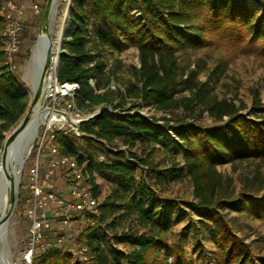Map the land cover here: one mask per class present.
<instances>
[{"label": "trees", "instance_id": "trees-1", "mask_svg": "<svg viewBox=\"0 0 264 264\" xmlns=\"http://www.w3.org/2000/svg\"><path fill=\"white\" fill-rule=\"evenodd\" d=\"M73 1L56 68L58 82L78 83L74 100L84 108L95 105L117 108L119 104L112 102L113 98L107 89H103L104 85L96 82L92 86L89 83V78L100 74V66L91 64L94 57L86 48L84 27L90 19L99 21L108 30L100 28L96 34L108 48H119L114 37L135 47L139 58L137 76L140 86L126 94L120 93L119 97L137 96L142 102L169 114L162 119L166 126L175 127L181 139L183 166L193 187L195 201H187L186 204L200 216L201 226L208 229L207 235L216 241V262L256 264L254 259L257 258L264 264V252L254 249L256 247H251L242 235L236 234L235 220H227L220 211L227 205L236 209L244 206L253 209L257 215H260V210L264 212V193L259 194L264 186L263 177L243 175L242 190L236 193L230 184L231 178L217 169V164L226 162L253 160L264 163V109L259 106L256 92L253 109L260 111L253 117L240 111L241 103L235 105L227 98H218L212 87L197 77L195 69L181 64L177 53L209 45L217 38L220 40L216 42L229 40L230 46L238 45V39L249 34L244 42L245 48L255 42L259 53L264 56V10L250 7L248 0ZM260 1L264 6V0ZM2 28L0 16V32ZM226 33L230 38L224 37ZM27 101V92L6 61L0 45V148L6 137L4 132L23 117ZM133 107L132 103L122 109L124 113L114 116L105 109L79 122L78 129L84 136L106 140L133 131L154 140L161 138L143 115L130 112ZM193 112L199 115L205 112L209 123H201ZM54 139L62 153L76 154L74 146L61 131L55 132ZM128 155L134 156L132 152ZM76 159L82 164L81 156ZM258 165L256 171L259 170ZM104 167L123 176L131 173V167L121 162L105 164ZM248 199L250 204H247ZM77 240L88 248L89 264H113L101 251L100 243L88 226L78 234ZM139 244L140 248L133 251L134 264H165L168 252L172 255L171 264H186L181 247L167 244L161 234L142 235ZM31 264H72L71 250L56 244L37 248Z\"/></svg>", "mask_w": 264, "mask_h": 264}, {"label": "rangeland", "instance_id": "rangeland-1", "mask_svg": "<svg viewBox=\"0 0 264 264\" xmlns=\"http://www.w3.org/2000/svg\"><path fill=\"white\" fill-rule=\"evenodd\" d=\"M13 1L22 3L26 13L24 32L18 51L13 55L12 67L14 74L27 92L25 115L31 103L32 87L37 72L34 66H29V62L33 55L41 14L40 11L38 15H34L32 5L37 4L41 9L46 0ZM248 5L258 7V11L264 10L260 0H248ZM73 6V0L55 1L49 26L51 37L55 36V31L58 29L66 32L70 22L69 13ZM100 28L108 30L104 24L93 19H90L84 27L86 48L94 57L91 64L100 66V74L91 77L89 83L92 86L96 85V82L104 85L103 89L109 91L113 98L112 102L119 104L117 108L102 104L108 107L107 111L110 115L124 113L122 109L133 103L134 107L130 112L143 115L151 128L162 137L154 140L137 131L114 136L111 140L96 138L92 135L84 136L79 131V122L76 120H85L89 115H92L89 118L94 117L100 106L84 108L73 99L75 107L66 109V121L58 122L55 126L74 146L76 152L74 157H82L85 176L95 187L94 192L97 197V206H99L94 213L84 219L77 218L63 225L64 242L69 245L72 238L77 240L78 234L84 232L88 226L96 236L101 251L105 253L109 262L134 264L133 251L140 248L139 237L161 234L167 244L181 247L186 264H218L215 258L216 241L207 235L208 229L201 226L200 216L186 204L187 201H195L193 187L183 166L181 139L175 127L166 126L162 119V116L168 117L169 114L158 110L150 103L142 102L137 96L125 95L123 99L119 97L120 93L126 94L128 90H136L140 86L137 76L138 51L135 47L120 42L116 37L114 39L119 44V48H108L96 34ZM248 35L239 38L238 45L230 46L229 40L216 42L220 40L217 38L209 45L188 48L177 53L181 64L195 69L197 77L207 82L218 98H227L235 105L241 103L243 107L240 111L246 116L253 117L260 111V109H253L254 92L260 100V108L264 109V56L259 53L255 42H251L245 48L244 42L248 39ZM224 37L230 38L229 33H226ZM52 63L50 58L47 61V74ZM48 105H53L52 96L48 100ZM62 106V103H55L54 108L60 110ZM75 112L78 114L75 115ZM193 116L201 123L210 121L205 112L200 115L193 112ZM43 124L44 121L37 126V132L31 138L27 136L21 138L18 146L26 147L23 148V154L29 140L34 138L33 145L35 144ZM75 126L77 130L74 129ZM9 132L10 130L4 132V135L7 136ZM33 145L20 169L16 206L19 217L21 216L23 221L20 222V232L16 241L4 249L7 250V253H3L6 264H25L21 260V250L25 247L27 240L26 217L31 194L24 178L36 156L37 148ZM129 152H132L134 156L129 157ZM38 158L40 168L45 167L48 159L46 151H41ZM118 162L131 167L130 175L112 173L104 167L105 164ZM257 164H260L258 171H256ZM217 169L231 178L230 184L236 193L242 190L243 175L248 178L254 175L263 177L264 184V163L253 160L226 162L217 164ZM54 179L60 189L64 188L68 182L63 172H58ZM20 183H22L21 186ZM263 193L264 186L259 191V194ZM164 201L170 204H165ZM250 203L251 200L248 199L247 204ZM220 211L227 220H235L236 234L242 235L251 247H256L254 249L264 252L263 211L260 210V215H257L258 213L253 209H246L244 206L236 209L227 205ZM238 226L240 228H237ZM56 232L57 230L54 229L48 235L51 238V235ZM80 246L83 248L81 252L77 251L75 255L71 252V263L89 264L90 252L79 242ZM171 260L172 255L168 252L165 264H171ZM254 260L256 264H263L257 258Z\"/></svg>", "mask_w": 264, "mask_h": 264}, {"label": "built area", "instance_id": "built-area-1", "mask_svg": "<svg viewBox=\"0 0 264 264\" xmlns=\"http://www.w3.org/2000/svg\"><path fill=\"white\" fill-rule=\"evenodd\" d=\"M32 9L34 15H38L41 11L37 4H33ZM25 14V6L22 3L13 0L2 1L0 16L3 19V28L0 32V45L11 68L13 55L18 51L24 32ZM56 68L57 62L49 66L48 73H52L49 93L53 98V105H48V109L57 110L54 108L55 103H62L63 106L57 110L58 119L50 120V116L44 119L43 127L35 142L36 156L24 178L31 194L26 217L27 240L21 250V260L25 264H31L33 253L37 248L54 244L69 248L73 255L77 251L81 252L83 248L79 247V242L75 238H72L69 245L65 244L63 225L77 218L84 219L96 211L98 204L93 192L94 186L86 178L83 164H80L76 157L62 153L55 143L54 135L59 131L55 125L66 121L68 107H75L73 99L78 89L76 82L59 83L55 75ZM77 114L75 112V115ZM74 129L77 130V126ZM44 150L48 159L46 166L40 168L38 156ZM58 172H63L67 176L68 182L62 189L57 187L54 179ZM54 229L57 232L50 238L48 234Z\"/></svg>", "mask_w": 264, "mask_h": 264}, {"label": "water", "instance_id": "water-1", "mask_svg": "<svg viewBox=\"0 0 264 264\" xmlns=\"http://www.w3.org/2000/svg\"><path fill=\"white\" fill-rule=\"evenodd\" d=\"M53 0H46L41 18L39 21L37 33H36V40H35V47L34 50L38 57L40 52V43L42 41V33L44 32L47 24H48V14L50 8L52 6ZM65 35V32L61 33L60 43H59V52H61V43L62 39ZM57 65L59 62L60 55L58 53ZM47 74V67L43 69V78L46 77ZM56 75V71H55ZM49 88V87H48ZM45 91L40 84L37 88L38 98L37 103L33 105V102L30 103V106L26 112V114L16 123L11 129L9 134L6 136L2 143V148L0 150V163H1V171H0V251L7 249V247L14 243L18 238L20 232V217L18 213V209L16 206L17 200V185L19 184V176H20V169L23 161L26 159L27 155L29 154L34 138L28 141L27 149L23 154V157L20 159L19 164L16 165L15 170H9V166L13 163V161L9 157L8 146L14 135L15 131L20 128L24 124H36L41 123V118L43 112L49 108L48 100L51 97L49 93V89ZM34 100V98H33ZM107 106L99 107L98 113L107 109ZM92 115H89L85 118V120L89 119ZM77 122H81L82 120L78 119ZM38 124V125H39ZM38 127L35 128V132H37Z\"/></svg>", "mask_w": 264, "mask_h": 264}, {"label": "bare ground", "instance_id": "bare-ground-1", "mask_svg": "<svg viewBox=\"0 0 264 264\" xmlns=\"http://www.w3.org/2000/svg\"><path fill=\"white\" fill-rule=\"evenodd\" d=\"M55 1L53 0L52 6L50 8L49 14H48V24L42 33V41L40 43V52L37 57L35 50H33V55L31 57V60L29 62V66H34L36 68V75L32 87V99L31 102H33V105L37 103V98H38V93H37V88L38 85L42 86L44 90L46 91L48 88V84L52 80V73L46 74V77L43 78V69L44 67H47V61L52 58L53 62H57L58 59V53H59V43H60V38H61V33L60 29L55 31V36L51 37L50 36V19L53 14V9L55 7ZM34 98V100H33ZM48 116H50V120H55L58 119L57 116V110H50L46 109L43 112L41 122L44 121ZM75 122V121H74ZM39 123L36 124H24L20 128H18L14 135L12 136V139L9 143L8 146V151H9V157L13 161V163L9 166V170H15L16 165L19 164L20 159L23 157V148L25 149L26 147H19L18 144L20 143L21 138L27 136L31 138L33 134L35 133V128L38 126ZM21 146V145H20ZM1 163H0V171H1ZM3 253H7V250H4L2 253H0V263L1 264H6V259L3 256Z\"/></svg>", "mask_w": 264, "mask_h": 264}, {"label": "crops", "instance_id": "crops-1", "mask_svg": "<svg viewBox=\"0 0 264 264\" xmlns=\"http://www.w3.org/2000/svg\"><path fill=\"white\" fill-rule=\"evenodd\" d=\"M23 22H24V19H23Z\"/></svg>", "mask_w": 264, "mask_h": 264}]
</instances>
